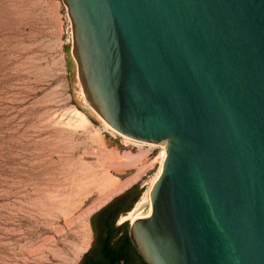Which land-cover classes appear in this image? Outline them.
I'll return each instance as SVG.
<instances>
[{
	"label": "water",
	"instance_id": "1",
	"mask_svg": "<svg viewBox=\"0 0 264 264\" xmlns=\"http://www.w3.org/2000/svg\"><path fill=\"white\" fill-rule=\"evenodd\" d=\"M84 101L164 146L146 264H264V0H61Z\"/></svg>",
	"mask_w": 264,
	"mask_h": 264
},
{
	"label": "rangeland",
	"instance_id": "2",
	"mask_svg": "<svg viewBox=\"0 0 264 264\" xmlns=\"http://www.w3.org/2000/svg\"><path fill=\"white\" fill-rule=\"evenodd\" d=\"M70 44L61 0H0V264H85L101 212L140 192L118 239L149 209L159 149L92 114Z\"/></svg>",
	"mask_w": 264,
	"mask_h": 264
},
{
	"label": "flooded vegetation",
	"instance_id": "3",
	"mask_svg": "<svg viewBox=\"0 0 264 264\" xmlns=\"http://www.w3.org/2000/svg\"><path fill=\"white\" fill-rule=\"evenodd\" d=\"M119 212H121V211H119ZM119 212L113 213L110 217V222H111L112 229H113V234H112V238L110 241V246L113 247L114 250L112 252L106 254V255H103V256H100L98 254V244L104 237V231L100 230L101 234L98 237V242L96 244V248L91 250L87 254L85 264H91L92 262H95V264H143L144 261L139 256V254L136 252L137 255L139 256V258L137 257V255L133 254V251L135 249H134L133 245L131 244V242H130V245L123 246L125 238L122 237V238L116 239L117 235H115V234H117L116 232L118 231L120 224L117 225L118 227L115 226L114 217H115V214H117ZM105 216H106V211L101 212V214L99 216L100 224H102V220L105 218Z\"/></svg>",
	"mask_w": 264,
	"mask_h": 264
},
{
	"label": "trees",
	"instance_id": "4",
	"mask_svg": "<svg viewBox=\"0 0 264 264\" xmlns=\"http://www.w3.org/2000/svg\"><path fill=\"white\" fill-rule=\"evenodd\" d=\"M136 187L133 186L130 190H128L125 194H123L121 197L117 199L116 204H111L108 206L105 211H106V216L102 220L101 224V230L104 231V237L103 239L99 242L98 244V254L100 256L106 255L114 250L113 247L110 246V241L112 238L113 234V229L112 225L110 222V217L113 213L129 209L132 204L138 199L140 192L135 190ZM125 245H130V240L129 238H125V241L123 243V246ZM136 252V251H135ZM139 258V256L137 255ZM91 264H95V262H92ZM143 264H146L143 262Z\"/></svg>",
	"mask_w": 264,
	"mask_h": 264
},
{
	"label": "bare ground",
	"instance_id": "5",
	"mask_svg": "<svg viewBox=\"0 0 264 264\" xmlns=\"http://www.w3.org/2000/svg\"><path fill=\"white\" fill-rule=\"evenodd\" d=\"M91 109V108H90ZM91 112H92V114L94 115V116H96L97 118H98V116L96 115V113L91 109ZM99 119V118H98ZM101 120V119H100ZM102 121V120H101ZM103 122V121H102ZM107 127H109L105 122H103ZM110 128V127H109ZM112 129V128H111ZM113 130V129H112ZM124 139H127V140H131V139H129V138H127V137H125V136H123V135H121ZM134 141V140H133ZM136 142V141H135ZM140 143V142H139ZM160 170H161V166H159L158 167V170H157V173H156V176L154 177V179L152 180V183L154 182V180L156 179V177L158 176V174H159V172H160ZM151 183V184H152ZM139 205V204H138ZM149 213V209H148V211H147V213L146 214H148ZM136 217H141L140 215H136V216H132L131 217V221H133V219L134 218H136Z\"/></svg>",
	"mask_w": 264,
	"mask_h": 264
},
{
	"label": "built area",
	"instance_id": "6",
	"mask_svg": "<svg viewBox=\"0 0 264 264\" xmlns=\"http://www.w3.org/2000/svg\"><path fill=\"white\" fill-rule=\"evenodd\" d=\"M158 147V153L156 155L157 161H158V165L161 166L164 158H165V148L164 146H157ZM143 216V215H140Z\"/></svg>",
	"mask_w": 264,
	"mask_h": 264
}]
</instances>
